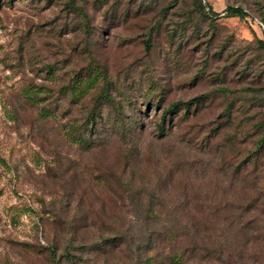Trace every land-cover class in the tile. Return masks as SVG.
Listing matches in <instances>:
<instances>
[{"label": "rangeland", "instance_id": "obj_1", "mask_svg": "<svg viewBox=\"0 0 264 264\" xmlns=\"http://www.w3.org/2000/svg\"><path fill=\"white\" fill-rule=\"evenodd\" d=\"M0 264H264V0H0Z\"/></svg>", "mask_w": 264, "mask_h": 264}, {"label": "trees", "instance_id": "obj_2", "mask_svg": "<svg viewBox=\"0 0 264 264\" xmlns=\"http://www.w3.org/2000/svg\"><path fill=\"white\" fill-rule=\"evenodd\" d=\"M226 14L228 16H242V15H246V11L240 7V6H233V5H230L227 7V10H226ZM147 46L149 47L150 46V43L147 44ZM173 110V109H172ZM167 112H171L170 110H166L164 111V115L167 113Z\"/></svg>", "mask_w": 264, "mask_h": 264}]
</instances>
